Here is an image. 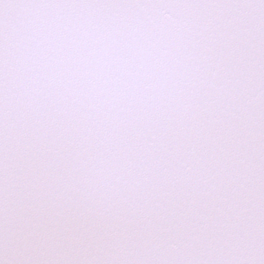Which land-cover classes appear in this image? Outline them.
Wrapping results in <instances>:
<instances>
[{
    "label": "snow or ice",
    "instance_id": "obj_1",
    "mask_svg": "<svg viewBox=\"0 0 264 264\" xmlns=\"http://www.w3.org/2000/svg\"><path fill=\"white\" fill-rule=\"evenodd\" d=\"M0 264H264V0H0Z\"/></svg>",
    "mask_w": 264,
    "mask_h": 264
}]
</instances>
